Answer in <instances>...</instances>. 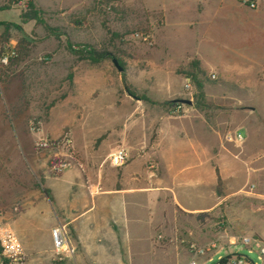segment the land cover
<instances>
[{"label":"crops","instance_id":"0c3cea01","mask_svg":"<svg viewBox=\"0 0 264 264\" xmlns=\"http://www.w3.org/2000/svg\"><path fill=\"white\" fill-rule=\"evenodd\" d=\"M190 8L185 0L163 7L165 38L184 44L172 64L198 60L205 73L220 79L218 95L206 94L210 107L205 111L192 104L179 117L92 116L102 123L116 121L121 129L98 147L89 136L84 144L74 134L76 162L70 169L59 176L44 173L39 187L23 185L15 205L0 206V223L4 220L16 234L29 264L41 250L53 251L50 232L59 225L67 227L76 248L73 264H146L145 257L155 259L158 252L153 235L170 223L166 211L172 218L177 211H213L221 202L219 179L235 181L233 193L252 176L264 182V154L248 150L253 139L256 146L264 140V79L259 78H264V0L255 10L237 0H205L191 18ZM190 22L194 29L187 27ZM180 77L166 86L176 90L173 99L185 97V77ZM231 133L243 135L241 146L226 141ZM238 148L250 156H241ZM118 150L128 161L116 168L109 157ZM257 196L264 199L263 193ZM43 217L50 222L43 227L42 248L37 234L27 229Z\"/></svg>","mask_w":264,"mask_h":264},{"label":"rangeland","instance_id":"374dc122","mask_svg":"<svg viewBox=\"0 0 264 264\" xmlns=\"http://www.w3.org/2000/svg\"><path fill=\"white\" fill-rule=\"evenodd\" d=\"M31 1L40 11V21L24 23L22 14ZM204 1L185 0L191 6L187 16L191 18L192 13L200 11ZM172 2L0 0V56L11 49L17 54L7 66L0 64V206L15 205V197L24 192L21 186L37 188L44 173L50 174V153L42 158L32 146L31 121L38 122L43 133H53L54 138L69 132L72 138L76 134L85 144L89 136L98 147L111 132L116 135L121 125L116 121L102 123L92 116L170 114L167 103L180 98L173 99L176 90L166 86L191 72L192 60L172 64V58H178L184 45L171 37L165 38L163 7ZM5 25L9 27V42ZM187 27L194 29V22ZM21 38L27 42L24 49L17 50ZM70 46L74 49L88 46L109 55L101 63L92 64L70 52ZM110 55L118 60L122 71ZM202 79L204 98L200 105L194 106L195 96L189 98L198 111L210 107L206 94L217 96L221 82L215 72H207ZM241 133L246 137L244 130ZM254 142L248 145V150L264 154V140L257 146ZM241 149L238 148L241 156H250ZM236 187L235 181L219 179L217 194L221 202L213 211L199 214L177 211L174 218L171 210L166 211L170 223L153 235L162 237L153 243L158 250L156 260L147 256L145 263L189 264L190 244L216 243L219 252L213 260L205 262L197 258L198 264H217L220 258L232 254L264 264V256L259 260L257 252L249 254L241 243L243 236L264 242V199L257 196L264 194V182L252 176L239 192L233 193ZM49 222V217H43L27 229L28 234H37L42 248L46 244L43 227ZM0 224L5 226L6 222L2 220ZM68 263L73 264V259L41 250L30 264Z\"/></svg>","mask_w":264,"mask_h":264},{"label":"built area","instance_id":"2783aa9c","mask_svg":"<svg viewBox=\"0 0 264 264\" xmlns=\"http://www.w3.org/2000/svg\"><path fill=\"white\" fill-rule=\"evenodd\" d=\"M203 1V0H199ZM245 7L255 10L263 0H237ZM16 52L11 49L2 53L0 56V64L7 66L10 60L16 57ZM215 78V75H212ZM185 97L180 99H188L193 97L196 89L190 77L184 79ZM188 105L181 103H174L170 108V114L174 117H179L184 114V109ZM30 132L34 137L33 148L36 154L50 153L48 163V171L52 176H59L66 170L70 169L76 162V151L74 141L69 132L63 133L58 138L47 137L41 130L39 123L35 120L30 122ZM226 141L241 146L244 142V137L240 133H231L225 137ZM128 161V156L125 151L118 150L111 154L109 163L111 166L119 168L125 165ZM14 212L18 211L17 207L13 208ZM51 240L53 252L64 258L74 259L76 248L72 245L67 227L59 225L51 229ZM162 237L158 236L160 240ZM241 243L248 248V253L254 251L258 254V259L262 260L264 256V242L259 238H252L249 236L241 237ZM218 245L210 243L205 246H198L190 244L189 254L191 260L189 264H198L197 258L205 259V262H211L213 256L218 254ZM225 258V259H224ZM0 264H29L27 254L23 249L16 234L8 227L0 224ZM217 264H257L246 256L239 254H232L220 258Z\"/></svg>","mask_w":264,"mask_h":264},{"label":"trees","instance_id":"16d2710c","mask_svg":"<svg viewBox=\"0 0 264 264\" xmlns=\"http://www.w3.org/2000/svg\"><path fill=\"white\" fill-rule=\"evenodd\" d=\"M22 20L24 23L32 20L40 21V11L39 9L36 8V6L32 1L29 2L28 4V10L22 14ZM5 26H6V34H5L6 42H9V27L8 25ZM18 28L20 29V27ZM26 42L27 41L25 38H21L20 40H18L17 50L24 49ZM69 50L70 52L75 54L80 60H87L92 64L101 63L102 60L106 57V55H109L108 53L98 52L88 46H85L83 49H74L72 46H70ZM110 56H111L110 58H113L112 55ZM112 60H116V62H118V60L115 58H113ZM189 67L191 69V72L184 73V75L185 77H190L194 83L196 89V92L194 94L196 100L194 102V106L198 107L200 105V101L204 98V91H203L204 80L202 78L206 76V73L201 69L200 62L196 59H192L190 61ZM167 105L171 108L174 105V102L170 101L167 103Z\"/></svg>","mask_w":264,"mask_h":264},{"label":"water","instance_id":"95a60500","mask_svg":"<svg viewBox=\"0 0 264 264\" xmlns=\"http://www.w3.org/2000/svg\"><path fill=\"white\" fill-rule=\"evenodd\" d=\"M113 63L115 64V66L117 67V69L119 71H122V68L118 66L116 60H113ZM174 103H181V104H184V105H192L193 102L191 100H188V99H176V100H173Z\"/></svg>","mask_w":264,"mask_h":264}]
</instances>
